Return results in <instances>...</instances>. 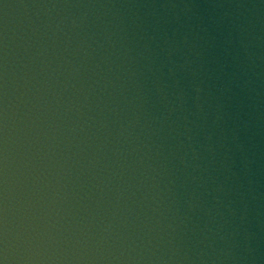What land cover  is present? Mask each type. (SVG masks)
<instances>
[{
	"label": "water",
	"instance_id": "95a60500",
	"mask_svg": "<svg viewBox=\"0 0 264 264\" xmlns=\"http://www.w3.org/2000/svg\"><path fill=\"white\" fill-rule=\"evenodd\" d=\"M0 264H264L244 0H0Z\"/></svg>",
	"mask_w": 264,
	"mask_h": 264
}]
</instances>
